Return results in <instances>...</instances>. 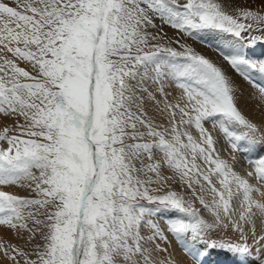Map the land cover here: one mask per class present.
Instances as JSON below:
<instances>
[{
	"label": "snow or ice",
	"instance_id": "6c2138e0",
	"mask_svg": "<svg viewBox=\"0 0 264 264\" xmlns=\"http://www.w3.org/2000/svg\"><path fill=\"white\" fill-rule=\"evenodd\" d=\"M258 2L0 0V114L24 120L0 130V226L30 246L0 243L6 259L185 264L172 236L192 264H215L213 253L264 264V155L254 151L264 111L247 116L244 93L211 59L160 42L164 24L224 34L234 50L223 59L264 107L250 75L264 79V58L249 55L264 44ZM221 142L248 151L252 170L237 171Z\"/></svg>",
	"mask_w": 264,
	"mask_h": 264
},
{
	"label": "bare ground",
	"instance_id": "6f19581e",
	"mask_svg": "<svg viewBox=\"0 0 264 264\" xmlns=\"http://www.w3.org/2000/svg\"><path fill=\"white\" fill-rule=\"evenodd\" d=\"M236 2L238 4L243 5L246 3V0H236ZM251 2L254 6V10L262 7V5L258 2V0H251ZM212 33H216V35L213 36L209 33V46H207V48H209V51L206 49V51L210 52V59L214 63H216L218 66H220L226 72V74L235 82L236 86L244 93V96L240 100V107L242 108L244 113L247 116H249L251 119H253L254 121H259L262 118V111H264V107H257V104H258L257 90L254 89L252 84H250L249 82H246L241 76L236 74L234 70L230 68L228 63L223 59V54L230 53L234 50L232 47H230L229 41L225 39L224 35L220 33L219 31L212 32ZM255 34H259V33H255ZM211 43L214 46L210 45ZM203 55L206 56L205 53H203ZM249 55H252L257 58H264V44L257 45L254 51L250 52ZM250 75L254 83L261 80V77L255 73H251ZM173 87H175V85H172L171 87H169L168 90L170 89L172 91ZM14 118L15 117H5L2 114H0V128L3 126H7L9 123L11 124L14 121ZM0 148H7V144H1ZM217 148L218 150L219 148H221L220 153L223 158H229L230 155H235L236 160L239 162L235 165L237 171L243 172V171L252 170L251 166L248 165L246 160L241 157L240 153L238 152L233 153L230 148H228L227 146H224V144L222 143L218 144ZM254 151L257 153L255 158H259V156L264 155V144L257 145ZM249 154L250 153L248 151H245L246 159ZM230 162L232 161L230 160ZM4 190L12 192V193H16L18 195H22V196H26V193H28V191H25L17 186H9L5 188ZM228 238H231V237L229 236ZM0 243H3L5 245H17L20 247L29 248V246L25 244L24 240L19 239L18 236L13 231L7 229L4 226H0ZM172 244H174V246L176 247V248H172V250L175 251L177 258L184 259L187 264L188 260L190 261V259H187L185 257V254L181 251V249L177 247L176 241L174 242L172 241ZM227 257L232 258V261H234L236 264H258V259L255 255L247 257L243 259V261L241 262L240 258L233 257L231 254L225 255L223 253H220V254L213 253V255L210 258V261H214L215 264H221L220 258L221 259L223 258V260H226L228 259ZM0 260L2 263L4 262V264L5 263L10 264V260L8 259L7 261L1 251H0Z\"/></svg>",
	"mask_w": 264,
	"mask_h": 264
},
{
	"label": "rangeland",
	"instance_id": "374dc122",
	"mask_svg": "<svg viewBox=\"0 0 264 264\" xmlns=\"http://www.w3.org/2000/svg\"><path fill=\"white\" fill-rule=\"evenodd\" d=\"M4 2H6V3H9V5L10 6H14V3H13V0H4ZM180 2H181V4H183V3H185L186 2V0H180ZM156 23H157V29H149V31H153V32H155V31H159V26L161 25L160 23H161V21L160 20H157L156 21ZM212 32H216V31H208V32H202V33H200L199 34V37L200 38H206L207 40H209V33L211 34V35H216V33H212ZM163 33H165L166 35L164 36V39L163 40H161L160 42L161 43H167L168 41H175V40H180L181 41V43H186L188 46H190V47H192L195 51H198V53H201V54H203V53H205L206 54V58H208L209 57V59H210V52H208L209 51V48H207V46H209V42H206V41H200L199 42V39L200 38H197L195 41H193V39L192 38H190V37H188V36H186L184 33H182V32H179V31H177L176 29H173V28H171V27H169L167 24H164L163 25ZM169 34H171V35H169ZM170 37H169V36ZM224 35V34H223ZM258 35V34H257ZM175 36V37H174ZM188 40V41H187ZM200 43V44H199ZM207 43V44H206ZM205 45V46H204ZM172 47H175V48H177V50H181L180 48H179V45H177L176 43H172V45H171ZM196 47V49H195V47ZM204 46V47H203ZM202 47V48H201ZM205 49V51H204V49ZM206 49L208 50V51H206ZM199 50H200V52H199ZM9 55V57H10V54H8ZM11 58V57H10ZM14 59V58H13ZM0 62H2V61H0ZM15 63L17 64V66H19V67H22V68H25L26 70H28V71H31V68H30V66L28 65V64H26V63H24V62H22V61H19V60H15ZM169 91H171L170 89H169ZM172 92L174 93V94H176V95H178L179 94V90L178 89H176L175 87H173L172 88ZM17 122H19L20 124H23L24 123V120H23V118L22 117H15L14 118V121L10 124H8L9 125V127H14L15 125H16V123ZM159 122V121H158ZM7 125V126H8ZM5 126H3V127H1L0 128V130H3L2 128H4ZM208 127H211V125H208ZM12 134H19V133H12ZM194 135H196V133L194 132ZM22 138H25V139H27V137H22ZM222 144H224V146H227L228 148H230L229 147V145H227L226 143H223V142H221ZM1 144H6V142H3V141H0V145ZM219 150H221V148H219ZM162 155V153H156V158L157 159H159L160 158V156ZM35 171V170H34ZM38 174V173H37ZM167 175H172V173L169 171V172H167L166 173ZM170 184H171V187L174 189V190H176V191H183L184 190V186L183 185H180V184H178V183H173V182H170ZM24 190V189H23ZM30 192H28V193H26V196H28V195H34L33 193H30ZM186 195L187 196H190V193H186ZM196 207L197 208H199L200 207V205L197 203L196 204ZM160 219V223H161V225H163L164 224V219H163V217H160L159 218ZM169 238V240H171V241H175L173 238H172V236H169L168 237ZM29 248H30V246H29ZM172 248H176L175 246H174V244H172L171 245V247H170V249L169 250H172ZM2 252V251H1ZM2 254H3V252H2ZM4 255V254H3ZM184 256V255H183ZM33 258H35V257H33ZM7 261H8V259H6ZM0 262H1V260H0ZM0 264H4V262L2 263H0ZM6 264V263H5ZM10 264H12V262L10 261ZM21 264H23V261H21ZM185 264H186V262H185ZM187 264H192V262H190L189 260H188V263Z\"/></svg>",
	"mask_w": 264,
	"mask_h": 264
}]
</instances>
